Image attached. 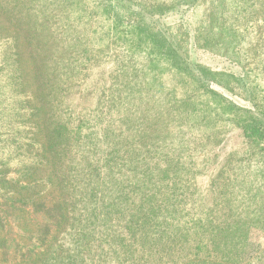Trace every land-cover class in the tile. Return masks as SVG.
Segmentation results:
<instances>
[{
    "label": "rangeland",
    "instance_id": "obj_1",
    "mask_svg": "<svg viewBox=\"0 0 264 264\" xmlns=\"http://www.w3.org/2000/svg\"><path fill=\"white\" fill-rule=\"evenodd\" d=\"M63 1L66 0H55L59 6L50 2L36 13L26 14L9 10V7H27L28 12V6L36 0H0V61L1 55L10 48L18 54L20 83L19 88L14 85L15 78L9 67L11 60L0 65V119L7 121L9 131H16L25 147L21 149L28 152L30 147L24 144L31 134L37 141L47 140L45 133H34L27 128L32 124L31 118L24 120L28 107L39 109L33 121L41 122L45 109L54 112L48 122L60 120L69 127L70 138L79 139V143L72 142L68 154L64 152L60 157L63 171H71L67 177L63 175L65 180L71 179L73 189L86 191L78 204L93 207L99 218L93 238L104 245L106 240L109 242L108 237L113 239L111 245L119 238L124 243H133L129 258L133 255V261H144L143 264H189L190 261H183L180 254H187L189 250L185 248L189 240L184 241L180 227L184 220L182 213H190L188 218H203L210 213L221 219L231 211L237 215L243 212L241 208L227 211L230 210L225 206L229 198L227 191L232 186L238 189L242 178L249 181L264 162V156L258 146L226 118L227 110L219 101H213L193 79L177 73L166 62L152 63L147 53L115 37L111 22L103 12L104 5H97L95 0H68L72 4L65 6ZM136 1L154 4V7L163 4L164 13L150 17L155 20V29L173 42V36L177 35L178 44L183 43L185 58L193 67L201 65L247 77L256 91L257 102L264 104V0H223L224 31L232 30L236 36L229 45L233 54L223 48L212 50L195 43L198 29L204 28L195 7L202 0ZM33 19H38L41 26L34 25V32L29 33L26 26ZM9 35L17 37L15 42H8ZM213 86L233 102L252 107L248 101ZM36 95H40V101ZM19 98L25 109L12 114L11 105ZM1 134L16 136L4 131H0ZM10 144L7 141L3 148L0 145V161L6 162L0 166L2 172L16 178L19 161L4 159L15 151V146ZM31 150L38 151L35 147ZM56 160L54 167L45 160L35 164L27 178L39 179L35 189L40 194L38 200L44 199L50 185L61 184L62 176L54 174L56 166L60 169L59 158ZM146 167L152 170L149 180L144 174ZM173 182L177 185L175 193L179 192L178 196L183 198L180 204L167 207L166 203L172 199L171 191L168 197L162 198L165 200L154 213L169 211L167 219L175 224L171 230L177 236L171 234L173 239H163L162 228L153 230L148 226L149 236L142 237L140 224L145 223L141 220L144 208L139 207L142 193L151 194L156 189L160 196V190L169 191ZM88 193L91 195L87 202ZM56 195L45 198H56ZM131 199L136 205L130 211L127 207ZM44 217L42 208L31 210L29 214L37 225L46 223ZM103 221L106 228L100 226ZM47 228L55 229V226L47 223ZM10 231L7 232L11 245L9 253L14 244L10 238H13L14 229ZM245 232V240L233 243L240 250L235 264H264V227L248 225ZM20 241L26 243L28 239L22 235ZM215 242L217 240H202L205 250L218 246ZM166 243L174 247V263L159 260L162 253L158 250L165 248ZM154 248L157 249L155 257L150 255L155 253ZM258 256L263 259L258 261ZM129 258L120 260L129 261ZM94 260L100 261V258ZM231 260H236L235 256ZM203 262L193 264H206ZM106 264L114 263L110 258Z\"/></svg>",
    "mask_w": 264,
    "mask_h": 264
},
{
    "label": "trees",
    "instance_id": "obj_2",
    "mask_svg": "<svg viewBox=\"0 0 264 264\" xmlns=\"http://www.w3.org/2000/svg\"><path fill=\"white\" fill-rule=\"evenodd\" d=\"M36 1L35 4L28 6V12H26L27 7L25 8L23 6L20 8H16V6L12 8L9 7V10L13 9L15 11L16 9L27 14L32 12L36 13L39 9L44 7L45 4H49L50 2L53 6L56 4L57 6L60 5L59 3L55 4V0ZM95 1L97 5H104L103 12L106 18L111 22V29L115 37L127 42L130 47L147 53L149 55V61L152 63L166 62L177 73L193 79L199 84V87L204 88V92L210 95L213 101L216 103L219 101V105L221 104L223 109L225 108L227 110L226 118L232 124L238 126L245 137L258 146L259 152L264 156V104L257 102L256 99H258V97L254 94L256 91L252 88L250 79L247 77H239L233 73L212 70L201 65H195L193 67L185 58L186 52L183 43L182 45L178 44L179 37L174 35L175 42H173L160 30L155 29V20L150 17L157 13H164L163 4L158 3L155 4L156 7H154V4L145 5V2L136 0ZM191 1L193 2L194 0ZM63 2L65 6L72 4L71 1L68 2V0ZM201 2L196 3V5L198 4L199 6L195 7L197 8L198 17L200 16V21L204 23V28H202V30L200 28L198 29L195 43L197 46H205L212 50L223 48L226 52L233 54L232 48H230L229 45L232 44L233 38L234 40L236 39V36L234 34L235 32L232 30L224 31L225 25L221 17L223 14L222 4L224 1L202 0ZM195 17L198 19L197 15H195ZM37 21L38 19H33L27 23L29 25L26 26V28L29 33L30 31L34 32L32 28L34 25L41 26ZM15 38L17 39V37ZM15 38L9 35L7 40L8 42L9 40L15 42ZM227 55L229 56L228 53ZM17 56L18 54L10 48L9 51L1 55L3 61H0V65L3 63L6 64L8 60H11V62H9V67H11V73L15 78L14 85L19 88L17 86L20 85ZM33 57H35V54H33ZM213 84L248 101L252 107H245L226 98L213 86ZM36 96L40 101V95ZM21 102V98H19L18 101L13 103L16 104V106H12L13 104L11 105L10 110L12 114H17L20 112V109H25V105L23 104L21 106ZM38 110L37 107H28L26 111L27 117H25L24 120L27 121V119L31 118L32 124L27 128L29 130L32 129L34 133L40 131L45 133L47 135V140L45 142L37 141L33 138V134H31L24 144V146L30 147L28 152L21 149L23 145H21L20 136L16 135V131H9L8 127H6L7 121L3 122V120L0 119V122L3 123V125L0 126V131L16 135L15 137L8 134L4 136H2V134L0 135V141H2V143H0V145H2L1 148H3V144L7 141L11 143V146H15V151L11 154L12 156H8L4 159L5 161H9L12 158H16L17 161H19L18 164H20L18 170L19 176L16 178L8 176L6 171L2 172L3 169H1L2 167L0 166V190L3 191V193L0 194V264H106L110 258L114 264H143L144 261H133V255L129 258L130 252L133 253V243H124L123 239L119 238L111 245L110 243L113 239H110L108 235H106L105 237H108L109 242L106 240L104 245V242L93 238L92 233L94 232V227L99 218L93 207L90 209L84 205L78 204V200L82 199L86 191L84 190L81 192L77 188L73 189L71 179L68 181L65 180V177H67V174L71 173V171L70 169H65V172L63 171V161L60 157L64 152L68 154L70 152V147L73 145L72 142L76 140L75 143H79V139L74 136L70 138V135H68L70 134L69 127L67 124L65 126L63 123H60V120L52 119L48 122V118L54 115V112L49 109L43 111L42 115L45 116L41 119V122H39L40 120L33 121ZM67 129L69 130L68 133ZM15 139L18 142L16 145H14ZM34 147L37 148L38 151H32L31 148L33 149ZM56 156L59 158L60 169L59 165L56 166L54 174L57 173L62 176L63 179L60 177L61 184L57 183L58 185H50L51 188L44 195V199L38 200L37 197H39L40 194L35 191V189L38 188L39 179L27 178L31 175L34 165L40 164L42 160L46 162L49 161L54 167V163L57 161ZM141 161H143L142 157ZM2 163L6 164L4 160L0 161V165ZM149 169L150 167H146V170H144V172L146 171L144 174L148 175V180L150 179L149 174L152 171ZM157 175H159V173H157ZM62 181L65 183L62 184ZM175 183L176 182L171 183L169 191L161 189L160 196H157L158 192L156 189L151 194L142 193L139 206H143L144 208L141 220L145 223L140 224L143 228L141 233L142 237L149 236L151 229L156 230V228H162L161 230L163 231L160 232V235L163 236V239H173L170 238L172 236L171 234H173L171 226L175 224L170 223L167 219L169 211L166 210V212L161 214H155L154 211L161 206L162 201L165 200L162 198L168 197L171 191H173L171 192V198L174 199V202H172L171 199L166 203L167 207L173 208L180 204L183 198L178 196L179 192L175 193L177 188ZM236 188L237 186H232L228 189L227 195L229 198L225 200V206L230 209L227 211L239 208L244 210L238 213V215L231 211V213H228L226 216L224 215L222 217L223 219L212 217L210 213H207L203 218H188L190 213H182L184 220L183 225L180 227L184 232V241L189 240L185 247L189 249L188 253H180L183 261H190L189 264H193L195 261L196 263L200 261L204 263L203 261H205L206 264H226L222 261H228L227 264H235V261L239 259L240 250L238 247L234 246L233 243L240 242L243 239L245 240L246 226L264 227V162L258 166V170L256 173H253V177L249 181L242 178L239 182L238 189ZM91 193H88L87 202ZM55 194H57L56 198H45L46 196ZM237 195H239L241 199H239ZM123 203L125 205L127 202L124 201ZM231 203H233V205H231ZM92 205L94 206V202ZM135 205L136 203H132L131 199L127 209L131 211ZM30 208L34 211H38L42 208L45 213L44 218L46 219V223L37 225L33 222L29 218L31 212ZM6 209L10 210V212L7 213ZM170 220L171 222L173 221L171 218ZM47 223L54 225L55 229L47 228ZM140 225L136 227L139 228ZM152 225L155 227H151ZM100 226L106 228V222H101ZM7 229H9V231L14 229L13 238L10 237L11 240L14 241L11 253L8 252V248H10L11 245L7 241V232H9ZM167 231H169V233L165 234ZM11 234L12 231H10L9 236H11ZM22 235L28 239V242L22 243L20 241ZM173 236L177 235L173 234ZM204 238L207 240H217L215 243H218L216 244L218 246H213L205 250L206 244L202 243ZM222 248L223 250L221 251ZM153 250L155 253L150 255L154 256L157 253V249L154 248ZM203 250H205L204 253L202 252ZM158 251L162 253V256L159 257L160 261H172L171 263H174L173 261L176 257L172 255L174 251L173 245H167L166 243V247ZM60 252L65 254L60 255ZM200 252H202L201 255H199ZM191 253H193V256H190ZM234 256L236 260H231ZM94 258H100V261H95ZM128 258L129 261L120 260H126ZM86 259L89 261H85ZM261 259L263 258L258 256L257 260L260 261Z\"/></svg>",
    "mask_w": 264,
    "mask_h": 264
}]
</instances>
